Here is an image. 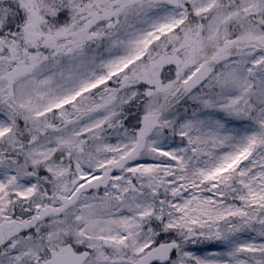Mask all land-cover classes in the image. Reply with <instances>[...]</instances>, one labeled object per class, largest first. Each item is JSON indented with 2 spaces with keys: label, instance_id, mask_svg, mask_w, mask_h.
Returning a JSON list of instances; mask_svg holds the SVG:
<instances>
[{
  "label": "snow or ice",
  "instance_id": "6c2138e0",
  "mask_svg": "<svg viewBox=\"0 0 264 264\" xmlns=\"http://www.w3.org/2000/svg\"><path fill=\"white\" fill-rule=\"evenodd\" d=\"M0 264H264V0H0Z\"/></svg>",
  "mask_w": 264,
  "mask_h": 264
}]
</instances>
